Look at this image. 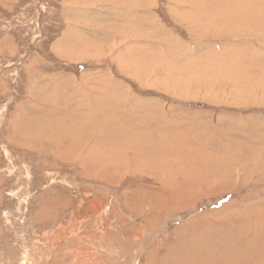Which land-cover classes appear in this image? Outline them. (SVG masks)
Segmentation results:
<instances>
[{
	"label": "rangeland",
	"instance_id": "374dc122",
	"mask_svg": "<svg viewBox=\"0 0 264 264\" xmlns=\"http://www.w3.org/2000/svg\"><path fill=\"white\" fill-rule=\"evenodd\" d=\"M135 1L0 0V264H264V0Z\"/></svg>",
	"mask_w": 264,
	"mask_h": 264
},
{
	"label": "bare ground",
	"instance_id": "6f19581e",
	"mask_svg": "<svg viewBox=\"0 0 264 264\" xmlns=\"http://www.w3.org/2000/svg\"><path fill=\"white\" fill-rule=\"evenodd\" d=\"M109 1V0H108ZM107 0H104V5L106 4L105 2H108ZM114 1V0H113ZM113 1H110L111 3H113ZM133 1L134 0H128L126 3H124V5L123 6H121V5H116V4H114V5H111L109 2L107 3V5L108 6H106L107 8H108V10L110 11V8H109V4L112 6V8H111V12H107V11H105V14L102 16V18L101 19H103V20H108V21H110V20H115L116 22H127L128 20H133V19H131V18H129V16H135L139 11H134V10H132L131 8H127V5H129V6H131L132 4H133ZM139 0H137V1H135V2H137V4L139 3L138 2ZM128 2H130V3H132V4H130V3H128ZM122 11H121V10ZM144 10V9H143ZM147 10V9H146ZM149 10V9H148ZM97 12V11H96ZM90 13V12H89ZM154 13V12H153ZM149 15V14H148ZM153 16V15H152ZM156 18V17H155ZM135 20V19H134ZM136 20H139V21H141V15H137L136 16ZM150 22H154V21H150ZM124 23H123V25H124ZM113 24V23H112ZM126 24V23H125ZM128 24V23H127ZM138 24H140V22H138ZM159 24H161V23H159ZM114 25V24H113ZM151 25V27L153 26L152 24H150ZM126 27L128 28V30L125 28V30H127V32H125V36L126 35H128L129 36V39H131V40H135L134 38H138L137 36H139V35H141V33L142 32H140V27L139 28H135V30L134 29H132V28H129L127 25H126ZM164 28V27H163ZM148 30H150V27H148L147 28V30H145L144 32H146V31H148ZM121 31H123V30H121ZM127 33H130V34H127ZM150 33V32H149ZM152 33H153V30H152ZM89 34H92L91 36H94V32H92V33H89ZM117 34V33H116ZM120 35V34H119ZM215 36V35H214ZM216 37V36H215ZM122 39H123V37H121ZM119 39V38H118ZM125 39V38H124ZM120 40L121 42H123V41H125V40ZM127 40V39H126ZM219 42H221V41H219ZM218 42V43H219ZM238 43H240V42H238ZM237 43V44H238ZM149 45V44H148ZM179 46V45H178ZM170 49V48H169ZM111 50V48L109 49V51ZM170 52H171V50H170ZM138 53H141V52H138ZM192 54V53H191ZM213 54H214V52H213ZM186 55V54H185ZM192 56V55H191ZM138 58H142L140 55H138L137 56ZM197 57H199V56H197ZM262 92V91H261ZM234 94V93H233ZM245 95V94H244ZM246 96V95H245ZM89 97H90V95H89ZM101 97V101L99 102V103H101L102 102V96H100ZM106 97V96H105ZM109 97V96H108ZM112 98V97H111ZM100 99V98H99ZM236 99V98H235ZM92 100V99H91ZM242 102V101H241ZM245 102V101H244ZM243 103V102H242ZM241 103V104H242ZM103 104V102L101 103V105ZM104 105V106H103ZM102 105V107L104 108L106 105H105V103ZM91 107V106H90ZM105 110V109H104ZM108 110V109H107ZM257 120V119H256ZM101 121H103V120H101ZM259 122H260V120H259ZM259 122H258V125H261V124H259ZM102 123V122H101ZM106 124V123H105ZM257 124V123H256ZM106 125H108V124H106ZM105 125V126H106ZM243 125V124H242ZM262 126V125H261ZM254 127V126H253ZM258 129V128H257ZM262 129H264V127H261V129H259L258 130V135L259 134H262L260 131L262 130ZM245 130V129H244ZM256 131V130H255ZM248 134H246V136H247ZM254 136V135H253ZM262 139V138H261ZM86 140H88V138H85L83 141L85 142ZM82 141V142H83ZM259 142H260V140H259ZM254 144V143H253ZM91 145V144H90ZM256 146V145H255ZM83 147V145L81 146V148ZM87 148V147H86ZM90 149V147L87 149V151ZM262 149V148H261ZM240 150V149H239ZM80 152V150L78 149V153ZM85 154H87V152H85ZM84 154V155H85ZM243 154V153H242ZM248 154V153H247ZM250 154V153H249ZM261 154V153H260ZM251 155H253V154H251ZM244 156V155H243ZM242 156V157H243ZM256 156V155H255ZM261 157V156H260ZM263 157V156H262ZM261 157V158H262ZM245 158V157H244ZM250 158V157H249ZM199 159V158H198ZM255 160V159H254ZM253 160V161H254ZM93 161H94V159H93ZM258 161V160H257ZM234 162V161H233ZM246 162V161H245ZM244 162V163H245ZM100 163V162H99ZM241 163V162H240ZM95 164V163H94ZM257 165V164H256ZM246 166V165H245ZM239 167V166H238ZM262 167H264V166H262ZM240 168V167H239ZM246 168V167H245ZM241 169V168H240ZM249 169V168H248ZM257 169V168H256ZM255 169V170H256ZM239 170V169H238ZM220 171V170H219ZM258 172V171H257ZM239 173V172H238ZM255 174V173H254ZM249 179V178H248ZM242 180H243V178H242ZM245 181V180H244ZM227 183V182H226ZM238 184H240V183H238ZM243 184V183H242ZM264 184V183H263ZM234 185H235V183H234ZM247 185V184H246ZM249 185V184H248ZM223 186V185H222ZM238 187V186H237ZM251 187V186H250ZM253 187V186H252ZM240 188V187H239ZM238 188V189H239ZM199 189V188H198ZM233 190V189H232ZM230 191V190H229ZM258 192V191H257ZM167 193V192H166ZM243 205V204H242ZM247 209V208H246ZM241 230H242V228H241ZM245 231V230H244ZM250 232V231H249ZM213 244V243H212ZM206 249V248H205ZM219 251V250H218ZM246 251V250H245ZM244 251V252H245ZM243 252V251H242ZM222 258V257H221ZM219 259V258H218ZM203 261V260H202ZM207 261V260H206ZM217 263V262H216ZM195 264V263H194ZM206 264H207V262H206Z\"/></svg>",
	"mask_w": 264,
	"mask_h": 264
},
{
	"label": "crops",
	"instance_id": "0c3cea01",
	"mask_svg": "<svg viewBox=\"0 0 264 264\" xmlns=\"http://www.w3.org/2000/svg\"><path fill=\"white\" fill-rule=\"evenodd\" d=\"M16 0H8V8L12 6V4L15 3Z\"/></svg>",
	"mask_w": 264,
	"mask_h": 264
}]
</instances>
